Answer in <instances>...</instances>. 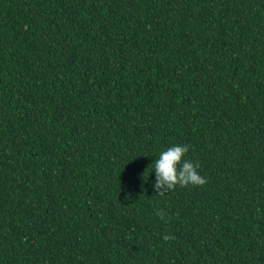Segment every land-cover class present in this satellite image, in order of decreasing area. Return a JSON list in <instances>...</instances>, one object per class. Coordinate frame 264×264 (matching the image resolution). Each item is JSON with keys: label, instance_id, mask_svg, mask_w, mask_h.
Returning a JSON list of instances; mask_svg holds the SVG:
<instances>
[{"label": "trees", "instance_id": "16d2710c", "mask_svg": "<svg viewBox=\"0 0 264 264\" xmlns=\"http://www.w3.org/2000/svg\"><path fill=\"white\" fill-rule=\"evenodd\" d=\"M0 264H264V0H0Z\"/></svg>", "mask_w": 264, "mask_h": 264}, {"label": "clouds", "instance_id": "9594fccd", "mask_svg": "<svg viewBox=\"0 0 264 264\" xmlns=\"http://www.w3.org/2000/svg\"><path fill=\"white\" fill-rule=\"evenodd\" d=\"M189 151V146L175 144L162 151L159 158L154 161L155 182L153 188L157 195L163 196L174 190L177 186L187 187L188 185L203 186L206 178L198 171L199 162H191L183 158ZM157 216L165 219L166 213L158 209ZM162 239L167 242L174 240V235H164Z\"/></svg>", "mask_w": 264, "mask_h": 264}]
</instances>
